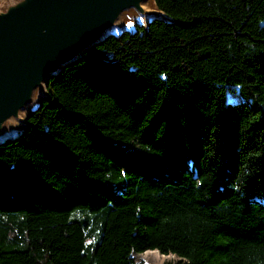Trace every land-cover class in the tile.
<instances>
[{
  "label": "trees",
  "instance_id": "16d2710c",
  "mask_svg": "<svg viewBox=\"0 0 264 264\" xmlns=\"http://www.w3.org/2000/svg\"><path fill=\"white\" fill-rule=\"evenodd\" d=\"M155 7L0 146V264H264V0Z\"/></svg>",
  "mask_w": 264,
  "mask_h": 264
},
{
  "label": "water",
  "instance_id": "95a60500",
  "mask_svg": "<svg viewBox=\"0 0 264 264\" xmlns=\"http://www.w3.org/2000/svg\"><path fill=\"white\" fill-rule=\"evenodd\" d=\"M172 23L155 0H0V146L49 101L48 84L110 37Z\"/></svg>",
  "mask_w": 264,
  "mask_h": 264
},
{
  "label": "rangeland",
  "instance_id": "374dc122",
  "mask_svg": "<svg viewBox=\"0 0 264 264\" xmlns=\"http://www.w3.org/2000/svg\"><path fill=\"white\" fill-rule=\"evenodd\" d=\"M226 102L228 104L241 103L244 100L240 96L239 88L229 86L225 90ZM157 251H148L142 254H133L132 258L135 264H173L177 258L173 255L154 254ZM159 256V257H158Z\"/></svg>",
  "mask_w": 264,
  "mask_h": 264
},
{
  "label": "bare ground",
  "instance_id": "6f19581e",
  "mask_svg": "<svg viewBox=\"0 0 264 264\" xmlns=\"http://www.w3.org/2000/svg\"><path fill=\"white\" fill-rule=\"evenodd\" d=\"M157 252H155L154 254H156ZM157 255H158V253H157ZM159 257V256H158Z\"/></svg>",
  "mask_w": 264,
  "mask_h": 264
}]
</instances>
